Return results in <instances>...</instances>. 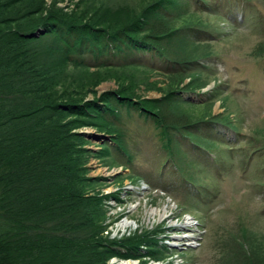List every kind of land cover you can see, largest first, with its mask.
<instances>
[{"label":"trees","instance_id":"trees-1","mask_svg":"<svg viewBox=\"0 0 264 264\" xmlns=\"http://www.w3.org/2000/svg\"><path fill=\"white\" fill-rule=\"evenodd\" d=\"M67 1L61 6V0H0V264L162 259L167 245L158 228L104 235L103 201L117 197L93 192L101 178L88 177L87 161L104 159L111 148L129 155L122 121L133 113L151 121L175 169L183 170L185 143L207 151L213 143L234 147L225 144L217 125L235 135L241 133L237 127L211 112L203 116V103L222 91L220 84L208 95L199 89L217 78L204 60L218 55L207 47L226 34L208 22L221 16L212 8L218 4L195 0L191 8L189 0H145L136 11ZM152 75L159 78L151 81ZM109 80L115 88L98 91ZM141 85L161 96L143 98ZM171 103L192 109L175 111ZM85 127L107 138L96 149L86 148L91 138ZM259 148L264 154V143ZM197 177L183 170L181 178L190 186L169 182L163 190L182 196V202L191 195L205 206L218 191Z\"/></svg>","mask_w":264,"mask_h":264},{"label":"rangeland","instance_id":"rangeland-1","mask_svg":"<svg viewBox=\"0 0 264 264\" xmlns=\"http://www.w3.org/2000/svg\"><path fill=\"white\" fill-rule=\"evenodd\" d=\"M61 1V6L69 4ZM93 1L140 11L145 0ZM229 1L209 0L218 4L212 8L221 16L209 17L208 22L226 34L207 47L206 51L218 54L211 62L204 60L217 78H210L199 89L208 95L215 83L220 84L222 91L203 103V116L211 112L219 119H229L241 133L227 134L230 131L218 124L225 144L232 149L213 143V151H207L185 143L182 148L187 157L180 158L182 169L198 176L202 186L215 185L217 195L202 206L191 195L182 202V196L163 190L169 182L182 188L190 185L181 178L183 170L166 161L157 129L136 113L124 115L122 121L128 156L111 148L104 159L89 157L87 161L88 177L101 178L93 192L117 197L103 201L104 235L118 238L161 230L159 238L167 245L161 252L163 258L145 257V264H264V154L257 149L264 143V0H234L235 6L228 5ZM189 2L191 8L197 5L195 0ZM230 8L235 10L233 15L226 14ZM158 78L152 75L149 79ZM115 86L109 80L96 88L104 91ZM139 93L147 99L161 96L147 85H141ZM171 108L190 112L192 106L171 103ZM82 131L90 133L91 143L84 144L89 149H96L101 138H107L94 136L91 127ZM215 153L218 161H212ZM205 170L212 174L210 178ZM122 221L129 223L121 226ZM132 262L139 264V259L112 256L107 264Z\"/></svg>","mask_w":264,"mask_h":264},{"label":"bare ground","instance_id":"bare-ground-1","mask_svg":"<svg viewBox=\"0 0 264 264\" xmlns=\"http://www.w3.org/2000/svg\"><path fill=\"white\" fill-rule=\"evenodd\" d=\"M128 221H122L121 222V226H127L128 225ZM133 264H135V262H132Z\"/></svg>","mask_w":264,"mask_h":264}]
</instances>
